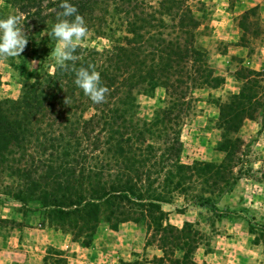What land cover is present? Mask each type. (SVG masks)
I'll list each match as a JSON object with an SVG mask.
<instances>
[{
  "label": "rangeland",
  "instance_id": "obj_1",
  "mask_svg": "<svg viewBox=\"0 0 264 264\" xmlns=\"http://www.w3.org/2000/svg\"><path fill=\"white\" fill-rule=\"evenodd\" d=\"M186 1L200 21L195 46L204 56L195 70L201 79L178 77L170 91L158 84L135 93V111L128 113L139 125L151 124L156 148L179 139L180 162L201 171L202 178L188 180L161 204L165 224L192 226L196 262L264 264V0ZM107 5L96 10V26L80 46L103 52L129 39L123 16ZM0 15L19 14L0 0ZM24 30L31 46L0 60V101L18 99L57 66L51 56L57 40ZM238 113L246 117L234 124ZM45 176L43 170L32 177L13 173L11 162L0 166V264H59L60 254L67 264H156L163 255L144 222L113 228L102 221L88 234L64 226L36 198L46 190ZM198 199L217 202L220 212L201 208Z\"/></svg>",
  "mask_w": 264,
  "mask_h": 264
},
{
  "label": "trees",
  "instance_id": "obj_2",
  "mask_svg": "<svg viewBox=\"0 0 264 264\" xmlns=\"http://www.w3.org/2000/svg\"><path fill=\"white\" fill-rule=\"evenodd\" d=\"M7 2L22 15L29 34L34 29L52 36L57 13L63 11V0ZM67 2L78 9L88 28L96 26L95 13L104 2L123 16L130 35L126 43L103 52L79 45L75 53L77 69L91 64L100 73L102 85L109 89L106 102L93 103L75 85V72L56 66L53 73L26 86L18 99L0 101V166L11 162L13 173L27 177L43 170L46 190L36 197L41 209L59 214L64 226L80 234L92 233L102 221L113 228L144 222L163 253L156 264H198L192 226L165 224L161 204L201 171L180 162L179 139L166 140L165 149L153 146L151 124L139 125L128 111H135V93L152 91L158 84L170 91L178 77L195 83L201 79L200 70H195L204 56L195 46L200 21L186 0ZM91 109L95 113L86 119ZM245 117L238 113L234 124ZM227 123L232 132V120ZM195 203L220 212L217 202ZM59 256V264H67Z\"/></svg>",
  "mask_w": 264,
  "mask_h": 264
},
{
  "label": "clouds",
  "instance_id": "obj_3",
  "mask_svg": "<svg viewBox=\"0 0 264 264\" xmlns=\"http://www.w3.org/2000/svg\"><path fill=\"white\" fill-rule=\"evenodd\" d=\"M59 6L63 11L57 13V22L52 28L51 35L57 43L51 56L60 69L75 72V85L82 89L93 103H104L109 89L102 85L100 73L95 70V66L90 64L87 68L75 67L78 59L76 50L89 32L86 22L83 16L78 14V9L67 0H63ZM72 17L74 19H69ZM28 39L22 15H9L6 19H0V60L19 57L24 52ZM68 62H72L71 67ZM35 63L36 61H33V64Z\"/></svg>",
  "mask_w": 264,
  "mask_h": 264
}]
</instances>
